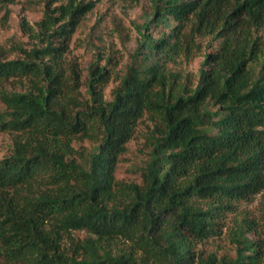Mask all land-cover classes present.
<instances>
[{"label":"trees","instance_id":"trees-1","mask_svg":"<svg viewBox=\"0 0 264 264\" xmlns=\"http://www.w3.org/2000/svg\"><path fill=\"white\" fill-rule=\"evenodd\" d=\"M151 4L109 100L111 54L91 41L84 84L66 57L95 0H43L34 25L20 22L29 46L0 52V132L11 140L0 158V264L263 260L246 214L227 232L233 256L198 245L264 188V0ZM195 56L198 68L185 70ZM143 115L151 124L138 180L118 182Z\"/></svg>","mask_w":264,"mask_h":264},{"label":"rangeland","instance_id":"rangeland-1","mask_svg":"<svg viewBox=\"0 0 264 264\" xmlns=\"http://www.w3.org/2000/svg\"><path fill=\"white\" fill-rule=\"evenodd\" d=\"M151 5V0H95L93 12L88 14L71 37L66 57L77 64L83 84L86 79V68L93 56L94 47L91 45V41L94 46L101 45L106 54H111L114 72L103 90L106 100L111 99L112 92L119 81L118 77L125 72L130 54L136 47L138 34L135 25L142 23L146 15L151 17ZM42 9L43 0H15L6 8L0 5V52L4 57L12 58L18 55L17 51L13 49L15 43L29 46L28 36L20 26L21 19L34 25L41 17ZM6 11L8 12L6 13ZM99 19L101 22L96 25L94 33L91 34L92 27ZM200 61L201 56H195L184 66L185 70L194 72ZM5 86L12 87L9 84ZM2 107L3 104L0 101V108ZM150 124L146 115H143L137 123L132 138L126 144L127 149L120 155L114 172V177L118 182L128 183L138 180L135 169L148 151L145 138ZM84 144L87 145V142ZM10 145V136L0 132V158L9 151ZM237 210L239 212L227 215L220 235L209 238L199 244L198 248L206 253H215L218 257L233 256L234 248L229 242L227 232L232 227L234 220L240 219L242 214L255 220L258 234L264 243V188L250 201L240 203ZM73 235L80 239L85 234L75 231ZM260 264H264V248L263 260Z\"/></svg>","mask_w":264,"mask_h":264}]
</instances>
